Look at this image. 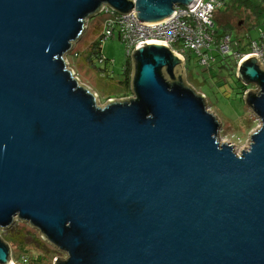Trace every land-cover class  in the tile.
<instances>
[{
  "label": "water",
  "instance_id": "water-1",
  "mask_svg": "<svg viewBox=\"0 0 264 264\" xmlns=\"http://www.w3.org/2000/svg\"><path fill=\"white\" fill-rule=\"evenodd\" d=\"M198 1L0 0V230L30 222L68 253L55 264H264L257 55L237 71L261 121L240 153L170 46H137L134 97L105 106L65 59L104 4L150 25Z\"/></svg>",
  "mask_w": 264,
  "mask_h": 264
},
{
  "label": "rangeland",
  "instance_id": "rangeland-1",
  "mask_svg": "<svg viewBox=\"0 0 264 264\" xmlns=\"http://www.w3.org/2000/svg\"><path fill=\"white\" fill-rule=\"evenodd\" d=\"M255 1L257 3L260 2V0ZM223 10V8L217 9L215 18L217 29L220 28V14ZM235 17L236 16L232 12H229L222 16L221 22H232ZM105 18L106 16L104 14L97 13L87 20L82 35L77 39L72 49L65 56L68 67L73 70L79 83L96 93L99 106H105L110 100L122 101L134 97L132 89L134 67L131 74V92L127 96L126 94H128L130 90H128L123 83V68L128 57L126 54V45L119 39L118 35L116 37H110L104 42V63H100L98 59H95L93 63L89 59V52L91 51L93 43L97 41L100 36ZM253 22H255V20H253ZM235 27H237L235 28L236 30L240 31L241 27L242 30L246 31L249 24H245L243 27L235 25ZM263 28L264 24H261L252 30V35H254L255 39L260 37ZM228 60L231 65H234L232 60L236 59L229 58ZM182 68L184 69L186 84L188 82V84L194 87L199 93L206 95V102L209 109L220 121L221 127L218 134L220 142L233 144L235 151L238 153L247 149L251 142V135L260 128L261 121L245 101L243 94H241L242 89L239 88V83L243 82L239 80L237 76V68L234 67V70L232 69L233 71L226 67L220 71H218L217 68L210 71H203L204 69L199 67L198 55L196 53H192L188 56V60L183 62ZM205 76H207V79ZM249 86L253 90L256 89V85ZM20 228H23L26 232L29 230L34 231L35 235L33 236H40L44 245L41 243L37 245L36 242L29 243L28 246H25L30 249L28 253L22 249L19 242H14L11 236L7 234L5 238H8L10 242L7 243L11 248V259L16 261L20 259L21 256L23 257L26 255L29 258L27 264H55L57 257L64 260L68 258V253L66 251L59 249V247L47 240L37 227L20 218H16L9 229H1L0 236L2 237L8 230L13 229L17 231ZM24 240L31 242L32 237L28 234V237H25ZM39 254H44V256L42 255L43 259L41 262L34 260Z\"/></svg>",
  "mask_w": 264,
  "mask_h": 264
},
{
  "label": "built area",
  "instance_id": "built-area-1",
  "mask_svg": "<svg viewBox=\"0 0 264 264\" xmlns=\"http://www.w3.org/2000/svg\"><path fill=\"white\" fill-rule=\"evenodd\" d=\"M223 5L224 0H199L193 9L188 6H176L177 12L171 18L160 23L144 25L137 20L136 10L128 15L104 4L98 12L106 16L99 38L101 51L103 52V45L107 39L118 35L126 45V54L131 61L137 46L155 41L170 46L172 51L185 62L190 54L196 53L203 71L213 70L218 57L236 59L238 70L244 59L250 55H257L264 67V28L259 38L250 40L249 51L246 53L236 50L237 42L231 35H223L216 45L215 18L217 9ZM98 60L100 63L105 62L103 55ZM251 90L253 89L248 85L244 98ZM11 261L10 264H27L28 258L23 256L19 261L14 259Z\"/></svg>",
  "mask_w": 264,
  "mask_h": 264
},
{
  "label": "trees",
  "instance_id": "trees-1",
  "mask_svg": "<svg viewBox=\"0 0 264 264\" xmlns=\"http://www.w3.org/2000/svg\"><path fill=\"white\" fill-rule=\"evenodd\" d=\"M263 2L264 0H260L259 3H257L255 0H224V5L220 8V9L222 8L224 9L220 14V18L222 19V16H224V14L232 12L236 16L235 17L236 20L234 18V21L232 22L225 21V23H222L221 22L222 20L220 19L219 21L218 19L220 28L219 29L216 28V39H217L216 45L220 42V38L223 35H231L233 37V40L237 42V45L235 47L236 50L239 52H245V53L248 52L250 40L255 39L254 35H252V30L260 26L261 24H264V3ZM253 20H255V22H253ZM234 23L235 25L242 26V27L245 24L247 25L249 24V27L247 28L246 31L242 30V28L240 27L241 30L239 31L235 29L237 27H235ZM99 38L97 39V41L93 43L91 51L89 52V59L93 63L95 62L94 61L95 59H99L103 55V52L101 51V43H100ZM228 59L229 58H226V57L225 58L218 57V61L215 63V66L218 69V71L222 70L225 67L231 69V71L234 70V67H236L237 65L236 60H232V63L234 65H231ZM132 70H133V64H132L131 59L128 58L123 68V76H124L123 83H124V86L128 88V90H130L129 93L126 94L127 96L131 92L130 83H131ZM239 88L242 89L241 94L244 95V92L248 88V85H245L244 83H239ZM7 234L11 236L14 242H19L22 246V249H24L28 253L30 249L26 248L25 246H28L29 243L31 244L33 242H36L37 245L38 243H41V244L44 243L40 236H33L35 235L34 231L29 230L28 232H26L23 228L22 229L20 228L17 231L11 229V230L6 231L2 235V239L5 242L10 243L8 238H5V235ZM28 234H30V236L32 237L31 242L24 240L25 237L26 238L28 237ZM42 255L44 256V254L37 255L34 258V260H36L37 262H41L43 259ZM21 258L17 260L19 261L21 260ZM28 262H29V258H28Z\"/></svg>",
  "mask_w": 264,
  "mask_h": 264
},
{
  "label": "bare ground",
  "instance_id": "bare-ground-1",
  "mask_svg": "<svg viewBox=\"0 0 264 264\" xmlns=\"http://www.w3.org/2000/svg\"><path fill=\"white\" fill-rule=\"evenodd\" d=\"M152 42H155V41H152ZM156 43H158V42H156ZM255 90H259V87H258L257 85H256V89H255ZM255 90H254V91H255Z\"/></svg>",
  "mask_w": 264,
  "mask_h": 264
},
{
  "label": "crops",
  "instance_id": "crops-1",
  "mask_svg": "<svg viewBox=\"0 0 264 264\" xmlns=\"http://www.w3.org/2000/svg\"><path fill=\"white\" fill-rule=\"evenodd\" d=\"M214 69H216V66L214 67ZM206 77V79H207V76H205Z\"/></svg>",
  "mask_w": 264,
  "mask_h": 264
}]
</instances>
